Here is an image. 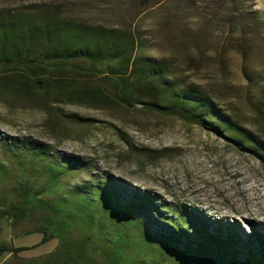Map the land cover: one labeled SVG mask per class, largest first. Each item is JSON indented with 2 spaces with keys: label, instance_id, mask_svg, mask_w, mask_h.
<instances>
[{
  "label": "trees",
  "instance_id": "trees-1",
  "mask_svg": "<svg viewBox=\"0 0 264 264\" xmlns=\"http://www.w3.org/2000/svg\"><path fill=\"white\" fill-rule=\"evenodd\" d=\"M177 22L185 29L182 18ZM187 37L159 56L149 52L154 47L132 26L92 22L61 4L0 9V85L22 97L39 93L44 101L59 104H94L112 91L126 103L222 134L264 164V137L242 127L206 90L177 75L185 64L179 53L187 52ZM102 72L104 80L90 87ZM5 147L12 164L9 168L0 161V182L6 175L13 180L11 197L0 198V218L16 225L39 210L40 220L26 233L42 237L30 246L0 239V256H17L56 239L55 249L29 264H264V223L251 221L247 231L238 221L165 201L112 175L69 186L67 177L82 167L80 162L55 160L28 139Z\"/></svg>",
  "mask_w": 264,
  "mask_h": 264
},
{
  "label": "rangeland",
  "instance_id": "rangeland-1",
  "mask_svg": "<svg viewBox=\"0 0 264 264\" xmlns=\"http://www.w3.org/2000/svg\"><path fill=\"white\" fill-rule=\"evenodd\" d=\"M114 1L0 0V9L61 4L68 13L92 22L132 26L154 47L149 52L159 56L186 35L187 52L179 53L185 64L177 75L206 90L242 127L264 137V0ZM180 18L185 29L177 22ZM104 77L102 72L89 86ZM108 95L94 104L48 103L39 93L22 97L0 85V161L10 168L5 145L28 139L44 146L55 160L82 164L67 177L69 186L112 175L165 201L238 221L247 231L251 221L264 223V164L256 156L178 115L126 103L112 91ZM12 177L0 182V198L11 197ZM41 213L35 211L16 225L1 217L0 239L18 246L37 243L42 235L26 232ZM56 246L54 239L17 256L8 252L0 256V264H29Z\"/></svg>",
  "mask_w": 264,
  "mask_h": 264
}]
</instances>
